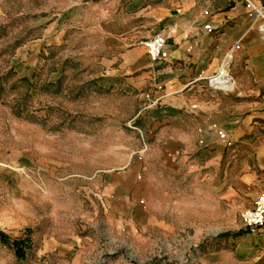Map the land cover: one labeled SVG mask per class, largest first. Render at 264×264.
Masks as SVG:
<instances>
[{
	"label": "rangeland",
	"instance_id": "obj_1",
	"mask_svg": "<svg viewBox=\"0 0 264 264\" xmlns=\"http://www.w3.org/2000/svg\"><path fill=\"white\" fill-rule=\"evenodd\" d=\"M152 1L0 0V231L30 240L19 259L0 238V264H264L244 212L171 230L123 213L145 94L117 69Z\"/></svg>",
	"mask_w": 264,
	"mask_h": 264
},
{
	"label": "crops",
	"instance_id": "obj_2",
	"mask_svg": "<svg viewBox=\"0 0 264 264\" xmlns=\"http://www.w3.org/2000/svg\"><path fill=\"white\" fill-rule=\"evenodd\" d=\"M253 1L264 9V0ZM138 16L117 69L145 94L141 148L119 173L123 213L133 217L140 206L147 226L162 230L178 222L212 228L222 218L215 227H227L228 214L241 215L264 193L259 22L242 0H153ZM157 33L167 39L168 56L153 61L142 39ZM222 64L232 91L208 85Z\"/></svg>",
	"mask_w": 264,
	"mask_h": 264
},
{
	"label": "built area",
	"instance_id": "obj_3",
	"mask_svg": "<svg viewBox=\"0 0 264 264\" xmlns=\"http://www.w3.org/2000/svg\"><path fill=\"white\" fill-rule=\"evenodd\" d=\"M251 10L253 18L259 22V30L264 38V9L257 6L253 0H242ZM167 39L161 33L155 34L144 42L151 60L157 61L168 56L166 48ZM208 85L217 90L232 91L234 89V79L226 64H222L217 72L208 78ZM221 138H225V133H220ZM243 224L251 231H256L264 227V193L242 214Z\"/></svg>",
	"mask_w": 264,
	"mask_h": 264
},
{
	"label": "trees",
	"instance_id": "obj_4",
	"mask_svg": "<svg viewBox=\"0 0 264 264\" xmlns=\"http://www.w3.org/2000/svg\"><path fill=\"white\" fill-rule=\"evenodd\" d=\"M235 233L227 232L222 234L221 236H229L234 235ZM0 238L5 243H10L14 246L16 250V255L19 259H24L26 256V249L30 247V240L29 239H13L10 238L6 233L0 231Z\"/></svg>",
	"mask_w": 264,
	"mask_h": 264
}]
</instances>
